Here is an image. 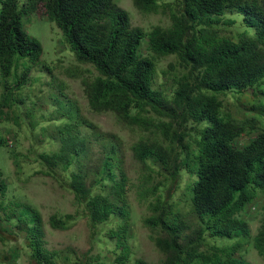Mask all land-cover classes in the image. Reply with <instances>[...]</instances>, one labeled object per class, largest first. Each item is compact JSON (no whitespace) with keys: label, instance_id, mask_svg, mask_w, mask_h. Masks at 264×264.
Here are the masks:
<instances>
[{"label":"trees","instance_id":"trees-1","mask_svg":"<svg viewBox=\"0 0 264 264\" xmlns=\"http://www.w3.org/2000/svg\"><path fill=\"white\" fill-rule=\"evenodd\" d=\"M133 4L165 23L134 27L116 0H0V264H151L143 238L155 264H258L252 250L264 262V0ZM40 7L86 109L26 31ZM103 114L127 134L88 117ZM33 165L73 197L50 228L86 221L81 256L50 249L41 212L16 194L11 174Z\"/></svg>","mask_w":264,"mask_h":264},{"label":"rangeland","instance_id":"rangeland-1","mask_svg":"<svg viewBox=\"0 0 264 264\" xmlns=\"http://www.w3.org/2000/svg\"><path fill=\"white\" fill-rule=\"evenodd\" d=\"M25 2L26 0H20ZM119 6L124 9L131 18V23L134 27H139L145 31H150L153 27L165 23V19L159 15H141L136 8L134 7L133 0H116ZM46 14L42 7L38 8L35 14H32L26 18V31L28 34L37 40H39L43 46V62L50 69H54L53 73L57 76V81L66 80L69 84L66 89L68 96L75 102L80 103L83 109H86V101L83 99L81 91V79L69 78L65 75V70L74 62L73 57L70 54L64 53V57H61V52L59 47H63V35L58 29L54 22L48 21L45 19ZM168 24V21H166ZM63 54V53H62ZM62 59V65L60 69L55 70L57 62H60ZM173 57L164 58L161 63L168 64L172 62ZM44 65V64H43ZM85 69L89 68L93 71V74H96V71L93 67L85 65ZM165 67V66H163ZM44 72L46 86L38 87L37 91L43 90L45 93H42L47 100L49 95V86L48 82L50 81V75L48 72H45V69H42ZM48 86V87H47ZM45 101L42 102V106L50 107V104H47ZM79 104V105H80ZM28 106V105H27ZM81 107V106H80ZM90 120L95 121L100 125L103 131L110 132L113 134H127L124 132L123 128L118 125L115 118L111 115L103 114L100 116H88ZM131 137H127L130 139ZM23 150L26 151L29 148L30 140L26 137H22ZM7 169L10 173H13L12 164L7 162ZM32 175L25 181H22V175L13 176L11 174V179L13 178L16 184V194L22 196L26 202H30L36 208L39 209L41 215L44 219L45 225V237L47 241V246L53 250H59L62 253L74 251L77 256H81L87 250L90 249L89 241V229L86 226L85 220H77L72 223L71 228L66 231H57L52 230L49 226V218L58 213H67L74 214L75 208L73 206V197L67 191L59 187L55 181L50 180L42 175H38L37 166L33 165L31 169ZM258 225H252V235L256 234V229ZM139 235L143 238L145 234L144 230H139ZM143 252L142 257L146 258L151 264H155L159 259L160 255L154 249L153 244L148 240L143 238ZM3 247L0 243V249ZM252 254L248 257L252 263L257 262L258 264H264V262L257 256V253L252 250ZM27 264V262H24Z\"/></svg>","mask_w":264,"mask_h":264}]
</instances>
